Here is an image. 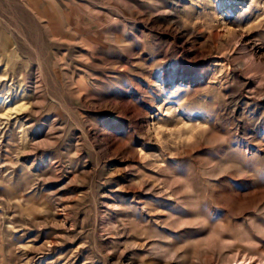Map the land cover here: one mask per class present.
<instances>
[{"label": "rangeland", "instance_id": "374dc122", "mask_svg": "<svg viewBox=\"0 0 264 264\" xmlns=\"http://www.w3.org/2000/svg\"><path fill=\"white\" fill-rule=\"evenodd\" d=\"M0 264H264V0H0Z\"/></svg>", "mask_w": 264, "mask_h": 264}]
</instances>
